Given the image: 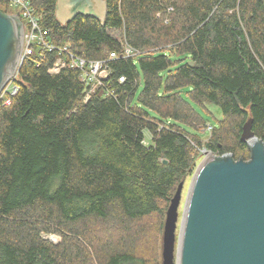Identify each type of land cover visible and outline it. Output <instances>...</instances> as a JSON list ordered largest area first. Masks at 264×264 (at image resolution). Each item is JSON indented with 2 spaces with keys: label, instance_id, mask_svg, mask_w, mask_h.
Returning a JSON list of instances; mask_svg holds the SVG:
<instances>
[{
  "label": "trees",
  "instance_id": "trees-1",
  "mask_svg": "<svg viewBox=\"0 0 264 264\" xmlns=\"http://www.w3.org/2000/svg\"><path fill=\"white\" fill-rule=\"evenodd\" d=\"M105 2L103 21L62 24L56 0H33L48 40L104 60L108 77L84 100L77 69L47 71L57 52L24 58L0 102V264H161L195 146L249 159V118L264 145V0ZM207 105L222 115L203 141Z\"/></svg>",
  "mask_w": 264,
  "mask_h": 264
},
{
  "label": "water",
  "instance_id": "water-1",
  "mask_svg": "<svg viewBox=\"0 0 264 264\" xmlns=\"http://www.w3.org/2000/svg\"><path fill=\"white\" fill-rule=\"evenodd\" d=\"M77 14L103 21L106 2L56 0L60 23ZM22 41L20 19L0 11V91L18 68ZM251 122L240 135L249 159L207 151L190 175L180 212L184 181L178 183L165 210L161 264H264V145Z\"/></svg>",
  "mask_w": 264,
  "mask_h": 264
},
{
  "label": "built area",
  "instance_id": "built-area-1",
  "mask_svg": "<svg viewBox=\"0 0 264 264\" xmlns=\"http://www.w3.org/2000/svg\"><path fill=\"white\" fill-rule=\"evenodd\" d=\"M0 2L5 8V13L16 15L23 26L22 50L18 68L0 91V102L2 104H9L11 98L19 90V85L14 79L17 76L24 58L33 54L36 47L58 53L55 60L47 67L49 73H58L65 67L75 68L79 71L81 80L88 86L84 94V100H87L96 88L102 87L103 81L108 77V68L105 61L86 59L69 51L67 45L59 47L51 43L47 37V30L41 27L39 23L33 0H0ZM136 53L137 51L131 49L126 43L123 44L121 54L124 56H134ZM115 56L116 54L114 52L109 54V58ZM208 129L210 131L212 126H208ZM195 151L197 153L196 159L202 154L205 156L207 151L209 152L206 148L196 146Z\"/></svg>",
  "mask_w": 264,
  "mask_h": 264
},
{
  "label": "rangeland",
  "instance_id": "rangeland-1",
  "mask_svg": "<svg viewBox=\"0 0 264 264\" xmlns=\"http://www.w3.org/2000/svg\"><path fill=\"white\" fill-rule=\"evenodd\" d=\"M114 33V35H117L118 34V32L117 31H114L113 32ZM142 88V83H140L139 84V87H138V91L140 90ZM207 109L211 112V114H208V113H202V111H200L201 112V114H202V116H203V118H204V120H205V128L204 129H202V130H204V131H202V130H200L199 132H198V134L200 135V137H201V139L203 140V141H206V139L208 138V135H209V129H208V126H213L214 124H216V120L217 119H220L221 118V111H220V109L217 107V106H215V105H207ZM211 131V130H210ZM145 141H149V135H148V132L147 131H145ZM204 148V147H203ZM208 150V149H207ZM210 152V151H209ZM204 157V154H202L199 158H197V163L199 162V160L201 159V158H203ZM191 175V174H190ZM190 175H188L186 178H185V180H184V184H183V188H182V197H181V202H180V205H179V212L181 211V208H182V204H183V200H184V196H185V193H186V189H187V186H188V182H189V179H190ZM151 233H152V230H151ZM50 236V235H49ZM52 238H54L53 236H51ZM161 237H162V235H161Z\"/></svg>",
  "mask_w": 264,
  "mask_h": 264
}]
</instances>
